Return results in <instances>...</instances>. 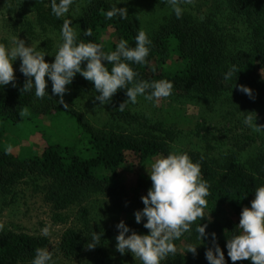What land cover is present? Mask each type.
I'll return each instance as SVG.
<instances>
[{"label":"trees","instance_id":"1","mask_svg":"<svg viewBox=\"0 0 264 264\" xmlns=\"http://www.w3.org/2000/svg\"><path fill=\"white\" fill-rule=\"evenodd\" d=\"M222 1L214 0V5L208 11H201L200 16L185 9L182 17L177 19L171 11L150 28L141 25L129 11L125 19H105L104 13L117 4V0H86L79 14L73 13L72 8L59 19L51 13L50 1L15 0V3L19 7L18 14L27 20L25 24L31 33L34 27L41 32L50 29L60 31L64 19H69L78 32L79 41L100 43L105 52L115 50L121 38L126 39L129 46H135L134 37L138 30L143 29L152 44L147 63L132 65L139 80L172 81V93L179 95L217 97L229 90L232 93L230 99L238 102L241 109L247 107L249 111L258 105L264 92V0ZM117 7L122 6L117 4ZM30 13L36 17V23L30 18ZM240 25L244 26L247 35L243 46L232 50V41L241 38L237 35ZM87 28L91 29V36L83 35ZM45 41L43 51L50 54L45 60L51 63L57 48L53 39ZM232 64L237 65L240 71L237 77L234 75L225 81L223 73ZM106 66L109 70L112 67L111 64ZM15 76V87L12 82L0 87V198L14 193L16 187L29 177H48L52 179L49 200L53 202L60 220H64L60 210L76 201L81 203L91 199L90 196L98 192L110 198L115 207L125 213L129 234L131 231L147 234L149 230L143 227L146 218L137 223L134 213L143 209L141 197L147 194L152 182L140 175L131 182H123L118 179L119 173L128 160L142 163L155 154L167 155L174 150L178 131L164 124L151 123H141L130 129L118 124L108 128L95 126L83 113L59 104V95L52 94L50 81L47 85L49 95L37 99L34 90L22 92L27 78L22 73ZM239 85L248 86L252 95L241 92ZM66 87L68 91L84 89L93 96L97 95L93 83L79 73ZM125 98H128L126 90L120 89L108 104L119 115L137 118L127 109L118 110ZM45 116L51 117L50 123L44 119ZM66 120L71 123L66 133L72 140L48 141L49 127H57L58 122ZM27 126L33 128L31 138H28L30 134L25 137L21 132ZM246 138L245 143L238 141L235 148L229 149L228 157L218 165H213L198 150H180L200 163L202 177L209 185L205 209L227 207L235 215L226 223L228 237H223L222 229L211 231L216 234V243L224 252L226 264H252L250 259L231 261L226 248L227 240L239 232L237 225L242 209L254 199L255 188L264 185V147L261 151H246L256 142L253 135ZM34 143L40 145L37 151L33 148ZM9 145L12 152L6 154L5 149ZM24 147L29 149L25 154ZM205 218L193 224L190 234L185 233L174 242L176 246L180 242L199 244L196 254L188 252L185 255L177 251L173 264H209L205 252L214 247L211 233L201 241L195 231L199 222L208 225ZM94 232L101 235L96 252L106 255L107 233L103 230ZM49 244L48 236L3 226L0 230V264H31L35 249L47 248ZM86 244L83 233L69 228L62 236L60 250L65 256L76 257L85 251Z\"/></svg>","mask_w":264,"mask_h":264},{"label":"clouds","instance_id":"2","mask_svg":"<svg viewBox=\"0 0 264 264\" xmlns=\"http://www.w3.org/2000/svg\"><path fill=\"white\" fill-rule=\"evenodd\" d=\"M74 2L75 0H50L51 13L58 19L63 18ZM122 2L126 0H118L117 4ZM163 2L179 19L185 11L183 6L193 4L194 0ZM117 4L104 13L105 19L127 18V8L117 7ZM83 35L91 36V29L87 28ZM60 39L61 43L51 63L45 60L46 52L37 50L32 44L26 45L23 39L14 38L11 46L0 43V87L10 82L13 87L16 86L13 62L19 58V71L27 78L22 92L34 90L35 97L43 99L49 95L47 85L50 81L52 94L59 95L57 102L65 108L69 107L64 101V94L68 91L66 86L72 83L78 73L93 83L97 93L94 99L100 105L110 103L118 90L125 89L128 99L119 105V111H123L129 103H137L138 97L157 104L161 98L172 94V81L139 80L138 73L132 67L133 64L147 63L146 58L150 53L152 41L143 29L138 30L134 37L135 46H129L128 41L121 38L115 50L105 52L100 43L79 41L78 32L72 26L71 20L64 19ZM105 61L112 65L110 70ZM82 63L85 66L82 67ZM239 71L238 66L232 64L223 73V79L228 81L234 75L237 77ZM238 88L241 92L252 95L248 86L239 85ZM252 113L254 112L243 117V124L254 132H264V125H258L256 114L253 116ZM5 152L10 154L12 146H7ZM147 171L152 182L151 187L141 197L143 209L135 211L134 216L137 223L146 218L143 227L149 231L147 234L131 231V234L126 235L130 228L121 220L116 225L119 234L115 237V248L121 255L130 252L141 264H162V261L176 255L177 247L174 242L185 233L190 234L197 220L201 221L209 216L204 215L209 185L202 177L199 161L194 162L187 152L178 149L156 158L150 164V171ZM254 192L251 206L244 207L240 213L238 234H234L226 242L227 255L233 262L250 259L252 264H264V185L256 187ZM2 228L3 225H0V230ZM206 228L207 224H196L198 240L203 241L209 235ZM41 231L48 236L50 226H45ZM210 235L214 247L206 250L207 261L209 264H226L224 252L216 243L215 232ZM100 239L101 235L93 232L86 248H95ZM198 245H188L186 252L195 255ZM31 264H55L52 251L48 248H36Z\"/></svg>","mask_w":264,"mask_h":264},{"label":"rangeland","instance_id":"3","mask_svg":"<svg viewBox=\"0 0 264 264\" xmlns=\"http://www.w3.org/2000/svg\"><path fill=\"white\" fill-rule=\"evenodd\" d=\"M50 1V0H46ZM118 1V0H117ZM225 0L222 2L224 3ZM86 0H75L71 7L73 13L79 14ZM222 10L224 11V4ZM123 8H127L133 17L144 27L150 28L162 21L165 14L171 12L163 0H126L119 3ZM214 5V0H194L193 4H186L183 7L195 15L201 11H208ZM18 5L15 0H0V43L11 46L14 38L23 39L26 45H33L37 50H45L46 39H53L55 48L61 43L60 31L48 30L46 32L37 31L31 33L24 17L18 14ZM30 18L36 23V17L30 13ZM231 25V24H230ZM237 38L232 41L231 49L235 50L243 46L247 32L244 26L240 25ZM48 35V36H47ZM50 54L45 55L47 60ZM20 59L13 62L14 75L20 74ZM231 91L223 92L220 96L211 97L200 94H171L169 97L161 98L157 104L138 97L137 103H129L125 109L136 114L137 118L127 115H119L110 104L100 105L94 99L89 90H69L64 94L65 103L83 113L95 126L112 127L121 125L123 128H134L141 123L164 124L178 131L177 140L173 143V149H194L203 153L213 164L218 165L228 157L229 149L236 147L238 141L242 144L247 141L248 135L256 138L255 145L247 148L246 151L255 149L261 151L264 147V132L257 133L243 124L245 115L249 112L256 114V123L264 125V92L260 102L253 109L247 111V107L241 109L238 102L230 99ZM128 98L123 100L126 101ZM252 113L254 116L255 114ZM44 119L50 123L51 117L45 116ZM148 120V121H147ZM70 121L58 122L57 127H49L48 141H68L72 140L66 133L71 126ZM22 130L25 137L31 138L32 127L27 126ZM47 143V140H44ZM239 144V143H238ZM40 145L33 144L34 150H38ZM211 147V148H210ZM25 152L29 149L24 147ZM248 153V152H247ZM163 155L155 154L148 157L144 162L138 160H128L123 170L119 173V180L131 182L138 175L150 178L147 169L150 171V164ZM140 164V165H139ZM139 165V166H138ZM52 179L48 177H29L20 183L14 193L2 195L0 198V225L8 228L25 231L32 234H42L45 226H50V244L48 249L53 253L55 264H141L139 259L132 256L130 252L121 255L115 248L117 243L115 237L119 234L116 225L123 220L126 223V215L118 210L112 200L101 193L93 194L91 199L74 202L64 210H60L64 215V220L57 216V210L53 202L49 200V187ZM15 194V195H14ZM88 197V198H90ZM251 204L248 206L250 207ZM84 208L86 210L82 211ZM216 210L214 211V209ZM213 210L204 209L208 221L207 233L222 229L224 236L228 237L226 223L229 219L235 218L233 212L227 208H217ZM83 212V213H82ZM210 217V219H209ZM69 228L78 229L86 236L87 243L95 230H103L107 233L106 255H99L96 248L85 249L76 257L65 256L60 250V243L65 231ZM88 228V229H87ZM91 228V229H90ZM90 229V230H89ZM93 229H95L93 231ZM126 235H129L126 234ZM193 245L189 242H180L176 247L182 254L186 252L187 246ZM186 252V253H185ZM174 256H170L162 264H173ZM26 264V263H22Z\"/></svg>","mask_w":264,"mask_h":264}]
</instances>
